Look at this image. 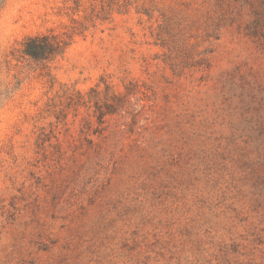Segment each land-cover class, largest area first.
Segmentation results:
<instances>
[{"label":"rangeland","instance_id":"1","mask_svg":"<svg viewBox=\"0 0 264 264\" xmlns=\"http://www.w3.org/2000/svg\"><path fill=\"white\" fill-rule=\"evenodd\" d=\"M0 264H264V0H5Z\"/></svg>","mask_w":264,"mask_h":264},{"label":"trees","instance_id":"2","mask_svg":"<svg viewBox=\"0 0 264 264\" xmlns=\"http://www.w3.org/2000/svg\"><path fill=\"white\" fill-rule=\"evenodd\" d=\"M4 1L0 0V10ZM21 51L32 58L46 59L59 51V44L53 34L34 35L23 41Z\"/></svg>","mask_w":264,"mask_h":264}]
</instances>
